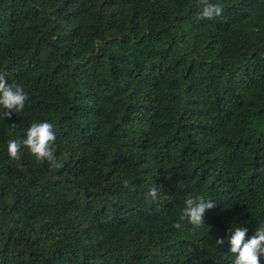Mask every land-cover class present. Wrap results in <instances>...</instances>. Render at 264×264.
Segmentation results:
<instances>
[{
    "label": "trees",
    "instance_id": "obj_1",
    "mask_svg": "<svg viewBox=\"0 0 264 264\" xmlns=\"http://www.w3.org/2000/svg\"><path fill=\"white\" fill-rule=\"evenodd\" d=\"M211 2L0 0L28 96L0 121V264H230L228 229L264 223V0ZM40 120L56 159L9 158ZM190 193L214 200L198 228Z\"/></svg>",
    "mask_w": 264,
    "mask_h": 264
},
{
    "label": "clouds",
    "instance_id": "obj_2",
    "mask_svg": "<svg viewBox=\"0 0 264 264\" xmlns=\"http://www.w3.org/2000/svg\"><path fill=\"white\" fill-rule=\"evenodd\" d=\"M220 11L219 4L211 2V0H201L199 12L201 17L210 19L218 15ZM27 99V93L21 84L8 83L0 75V121L10 117L13 111L21 113ZM55 140L56 134L52 131V124L48 120L34 121L25 128L22 141L14 138H9L6 141V151L9 158L15 159L18 155V149L25 147L37 161L51 163L56 159L54 156ZM156 192L155 186L149 187L145 196L155 199ZM212 207H214L213 199H207L202 194L190 193L183 200L179 221L186 220L198 228L204 224L203 214L205 210ZM238 225L228 229L230 235L227 236V251L232 254L230 264H260V259L264 258V223L259 224L247 239H245V235L248 229ZM173 227L179 228L180 223H174ZM214 244L217 246L224 245L225 239L217 237Z\"/></svg>",
    "mask_w": 264,
    "mask_h": 264
}]
</instances>
